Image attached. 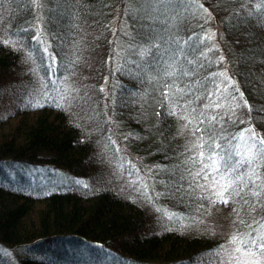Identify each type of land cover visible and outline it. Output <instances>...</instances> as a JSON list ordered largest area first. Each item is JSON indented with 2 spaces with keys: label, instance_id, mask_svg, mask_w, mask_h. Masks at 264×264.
<instances>
[{
  "label": "trees",
  "instance_id": "trees-1",
  "mask_svg": "<svg viewBox=\"0 0 264 264\" xmlns=\"http://www.w3.org/2000/svg\"><path fill=\"white\" fill-rule=\"evenodd\" d=\"M148 1L132 13L127 0H0V97L12 104L0 113V163L53 166L89 183L85 189L36 190L15 186L0 175V245L21 247L20 264H70L44 252L59 241L102 247L120 264H207L213 259L212 264L233 235L250 231L249 225L264 231V209L253 212L238 199L227 205L212 203L216 197L207 190L211 177L205 181L203 174L195 176L202 167L198 153L210 154L209 129L217 133L221 152L227 141L220 135L232 139L250 130L264 138V8L256 7L264 0H197L219 21L226 61L212 60L214 53L204 42L199 51L191 47L198 41L190 38L201 37L205 23L192 21L189 10L168 9L159 15ZM36 32L54 57L51 70L44 67L41 49L32 40ZM142 35L161 45L157 61L171 62L169 56L175 53L172 59L189 75L166 81L189 95L172 88L165 97L154 70L157 79L149 81L138 55L146 44ZM5 40L15 41L17 49L23 45L22 50L6 46ZM166 47L170 52H164ZM29 51L34 62L27 60ZM224 67L235 82L230 92L237 102L229 103L220 93L222 106L205 109L211 102L201 85L215 91L220 77L209 80ZM65 89L73 97L68 102L59 99ZM37 103L41 106L34 107ZM192 107L197 115L204 112L216 120L200 124L182 119ZM204 142L203 149L194 147ZM119 169L135 181L142 173H154L155 178L144 181L157 180L154 193L167 207L160 209L175 212L178 219L154 223L152 205H139L116 183ZM136 170L142 172L134 174ZM211 204L212 211L220 209L234 221L230 244L203 219ZM38 249L46 257L34 252Z\"/></svg>",
  "mask_w": 264,
  "mask_h": 264
},
{
  "label": "snow or ice",
  "instance_id": "snow-or-ice-1",
  "mask_svg": "<svg viewBox=\"0 0 264 264\" xmlns=\"http://www.w3.org/2000/svg\"><path fill=\"white\" fill-rule=\"evenodd\" d=\"M149 6L155 9L157 13H159L160 9H180L184 11L193 10L194 14L195 10L203 9V5L198 4L197 0H150ZM256 7L257 10H259L264 8V4H258ZM205 23H207V20H205ZM212 38H214V34L211 37H192L190 39H195L198 43L193 44L191 47H193L194 50L199 51L200 44L203 43L204 40ZM141 39L144 40L146 44L140 46L138 55L145 61L142 71L147 75L149 81L151 82L157 79V77L153 76L150 71L154 70L159 75L160 81L163 82L165 97L169 95L168 90L172 88H175L176 93H179L182 96L189 95L190 91L185 92V89L180 88L174 83L169 84L166 81V78L177 77L178 74L185 77L189 75V72L184 70L183 66L178 67V62L175 59H172V57L175 56V53L171 52L169 56V60H171V62L163 60V58H161L163 62L157 61L155 59V53L161 51V45L159 43H153L152 36L142 35ZM160 39L164 38L160 37ZM32 40L35 41L36 45L41 49V59L45 61L44 67L51 70L53 63L55 62L54 57L49 54L48 47L43 46V41L40 39L38 32L32 36ZM3 43L6 46L13 47V49L17 51L22 50L23 48V45H21V48L17 49L16 42L12 40H5ZM187 43L188 42L185 41V44ZM211 50V48L208 49V51ZM181 51H183V49H181ZM164 52H170V48L166 47ZM201 55H203V53H201ZM150 57L152 58L151 60H149ZM222 59L223 58L221 57V60ZM27 60H33L32 51L27 53ZM188 63L190 65H194L195 61L190 60ZM137 66L141 67L139 64ZM199 67L203 68L204 65L201 64ZM31 71L36 74L39 69L34 68L31 69ZM217 76L222 77L230 87L235 83L231 77L225 75L223 72L213 74L209 82H213ZM40 83L42 88H47V84L44 83L43 80H41ZM105 83H107V79H105ZM201 88L205 92V98L211 102L204 104L205 109L209 107L220 108L222 106L220 103L221 96L219 85H215V91L209 89L206 85H201ZM55 90L60 92L59 89ZM235 90L239 93L244 106L251 111V106L243 99V93L239 91L238 87H236ZM72 91L77 90L72 89ZM100 91L103 92L104 89L101 88ZM224 91L227 92V89H224ZM47 96L48 93L45 91L44 98H47ZM213 96L216 97L215 100H213ZM59 99L68 102L73 99V97L71 93L65 89V91L60 94ZM233 99H235V97H233ZM196 100H200V96H197ZM33 106L39 107L41 105L37 103ZM59 106L61 108L64 107L63 104H60ZM183 107L187 109L189 107V103H185ZM196 113V108L192 107L189 114L183 116L182 119L187 120L189 123H192V120L195 119L200 124H203L205 119L210 121L216 120V116L205 117L204 112H200L198 115ZM208 135L212 140L211 143H208L210 154L205 157L203 151L198 153L200 157L199 163L202 167L195 173V176H201V174H203V179L205 181H208L211 177L209 187L212 190L213 196L218 198V201L212 200L211 202H219L227 205L230 201L238 199L241 200L243 204L249 205L253 212L257 209H264V175H262V170H264V138L258 139L255 132H252L251 136H245L244 133H241L239 137H233L232 139H228L227 137L220 135L219 139L227 141V146L223 147V152H221L219 150L222 148V145L218 142V140L214 139V137L217 136L214 129H209ZM232 140H236L237 142L233 144ZM205 143L207 142L197 143L194 147L203 149ZM195 162L196 161H193V163ZM84 186L87 187L86 184ZM198 186L201 188L205 187L204 185ZM249 197L254 198V200H250ZM255 223H259V221H255ZM248 227L251 229L250 231L233 235L231 241L232 244L239 246L234 247L232 252L228 251L227 246H224L221 249V252L227 256L224 264H264V231H261L260 228H251V225Z\"/></svg>",
  "mask_w": 264,
  "mask_h": 264
},
{
  "label": "rangeland",
  "instance_id": "rangeland-1",
  "mask_svg": "<svg viewBox=\"0 0 264 264\" xmlns=\"http://www.w3.org/2000/svg\"><path fill=\"white\" fill-rule=\"evenodd\" d=\"M127 5L129 6V11L133 13L134 11L137 10V8L140 5L144 4V0H127ZM150 5V0L148 1ZM198 3V2H197ZM200 4V3H198ZM142 7V6H141ZM150 7V6H149ZM149 9V8H148ZM151 11H154V13L159 14V15H164L168 9H160L159 13L156 12L155 9L150 8ZM206 10V11H205ZM190 11V16L192 17L191 20L194 22L198 21L199 23H205V20H207V23H205L204 27V33L201 34V37L205 36H213L214 38L204 40L203 42L206 44L207 49L211 48L212 50L209 52H213L212 60H219L221 61V57L223 58L222 60L226 61L224 58V53L220 47V42H219V28L220 26L217 24L219 21L218 19L213 15L212 11H210L206 5H203V9L195 10V13L193 14V10ZM195 18V19H194ZM225 75L229 76L228 69L226 67L222 68L219 70ZM230 77V76H229ZM223 78L220 77L219 83L221 84L219 86L220 88V93L222 94V97L226 99L229 103L235 104L237 102V97L233 99L231 96L230 89L231 87L225 82L223 83ZM224 89H227V92L224 91ZM1 96V95H0ZM240 104V101L238 102ZM12 107V104H9V102L3 98L0 97V113L5 114L9 109ZM251 132L247 131L244 133L245 136H251ZM119 148V146H116ZM53 166H30V165H22V164H17L14 162H2L0 163V175L3 177L5 180H9L8 182L15 185V186H23V185H28L30 189H36V190H43V189H59V188H66V187H79L85 189L86 187L84 186L85 184L88 186L89 183L82 179H77L76 177H72L71 174H68L60 169H54L52 168ZM134 174L141 173L140 171H133ZM131 172V174H133ZM145 172V171H144ZM147 173L148 175H145ZM142 173L138 178L140 180L135 181L136 179L134 177L131 178H126L127 174L121 169H119V174L116 175L114 178H116V183L121 187L120 189L128 194H131V198L134 200L139 201V205L143 206H148V204L152 205V211L151 213L153 216L156 218V223L157 225H161V223H166L172 222L171 220L176 221L178 218L174 215L175 212H168L167 210H161L160 207L166 208L163 205H160L161 202L159 201L160 199V194L154 193V188L157 186V180L153 182V179L150 181H144L148 178H155V174L145 172ZM129 174V175H131ZM70 175V176H69ZM140 183H137V182ZM210 185V182L209 184ZM205 188L207 189V186L205 185ZM125 189V190H124ZM157 189V187H156ZM210 192H212L211 188L208 186V189ZM159 195L157 197L156 195ZM159 198V199H158ZM216 199H218L216 197ZM214 199V200H216ZM147 202H149L147 204ZM156 205V206H155ZM211 206L209 205V209L207 212V217L204 213L203 218L204 221L206 219L208 220V227H215L218 229L219 232H221L227 239L228 242L231 240V234H233V229H234V221L232 218H228L225 215H222L221 210H211ZM150 210V209H148ZM161 211V213H160ZM175 211V210H172ZM166 220V221H164ZM158 222V223H157ZM199 223V222H198ZM179 224L185 226L186 222L182 221L179 222ZM166 226V225H165ZM182 226V228H183ZM187 226V224H186ZM201 226V223L198 224V226L195 228L196 230ZM159 228V227H158ZM166 229V227H163ZM162 228V229H163ZM192 229V230H195ZM199 230V229H198ZM162 231V230H161ZM61 243V244H60ZM229 242L228 244H230ZM60 244V245H59ZM236 247L231 243V245L227 246L228 251L232 252L233 248ZM32 248H34L32 246ZM28 250H30L28 248ZM27 250V251H28ZM32 250V249H31ZM23 249L21 247L17 249H11L9 247H4L0 245V264H20V260L23 257L24 253H22ZM39 249L34 252H37V254L40 257H46L45 255L39 253ZM44 252H47L49 255L54 256L58 255L60 257L59 260L63 262L70 261L72 264H120L116 262L115 258L111 253L102 247L99 246H71L68 242L64 241H59L55 243L53 246H46V250ZM217 255V254H216ZM227 259V256L223 252H219V255L214 258V261L212 264H224V261ZM213 259L209 260L207 264H211V261ZM73 261V262H72ZM69 263V262H68ZM70 263V264H71Z\"/></svg>",
  "mask_w": 264,
  "mask_h": 264
}]
</instances>
